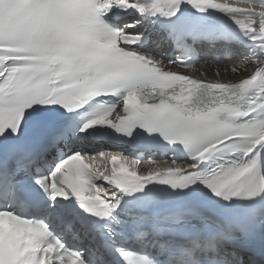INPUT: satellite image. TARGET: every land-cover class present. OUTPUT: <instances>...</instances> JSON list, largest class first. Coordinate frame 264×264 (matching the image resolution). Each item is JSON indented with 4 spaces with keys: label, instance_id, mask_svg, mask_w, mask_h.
I'll list each match as a JSON object with an SVG mask.
<instances>
[{
    "label": "snow or ice",
    "instance_id": "snow-or-ice-1",
    "mask_svg": "<svg viewBox=\"0 0 264 264\" xmlns=\"http://www.w3.org/2000/svg\"><path fill=\"white\" fill-rule=\"evenodd\" d=\"M244 2L0 0V264H264V0ZM197 41L240 45L243 74L179 71ZM97 140L171 163L139 175Z\"/></svg>",
    "mask_w": 264,
    "mask_h": 264
},
{
    "label": "bare ground",
    "instance_id": "bare-ground-1",
    "mask_svg": "<svg viewBox=\"0 0 264 264\" xmlns=\"http://www.w3.org/2000/svg\"><path fill=\"white\" fill-rule=\"evenodd\" d=\"M217 3H220V1L216 0ZM218 17H222V14L217 13ZM221 21L226 24L231 30L237 29L236 31H239V25H235L234 21H232V24L230 21H227L226 17H222ZM233 68L237 69L236 73H233ZM245 66L242 64H220L217 62L212 61H202L199 65H195V67L192 69V71L195 74H198L200 76H206L209 78H220V79H232L235 80L238 76L243 74V69ZM108 152H110L111 155H118V156H124L121 151L116 149H105ZM120 162L124 163H130V159L127 161L121 160ZM95 166L98 167L100 170L105 172H111L113 165L111 164L110 160L105 161L104 159L97 156V159L95 160ZM169 163L167 160H164L163 163H141L139 165H136L135 170L138 171H155L157 169H162L165 166H167ZM116 167H119V163L116 165Z\"/></svg>",
    "mask_w": 264,
    "mask_h": 264
},
{
    "label": "rangeland",
    "instance_id": "rangeland-1",
    "mask_svg": "<svg viewBox=\"0 0 264 264\" xmlns=\"http://www.w3.org/2000/svg\"><path fill=\"white\" fill-rule=\"evenodd\" d=\"M239 63H240V61H239ZM237 64H238V63H237ZM242 65L245 66L244 63H243Z\"/></svg>",
    "mask_w": 264,
    "mask_h": 264
}]
</instances>
